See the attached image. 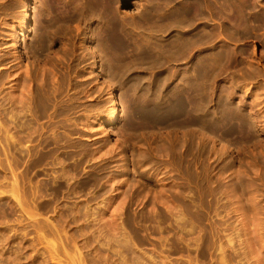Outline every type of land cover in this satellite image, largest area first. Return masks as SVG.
Instances as JSON below:
<instances>
[{"label": "rangeland", "instance_id": "374dc122", "mask_svg": "<svg viewBox=\"0 0 264 264\" xmlns=\"http://www.w3.org/2000/svg\"><path fill=\"white\" fill-rule=\"evenodd\" d=\"M35 7L36 0H25L16 10L31 14L32 27ZM256 7L264 13V0ZM33 34L0 9V52L13 51L15 42L26 52ZM230 46L260 70L243 82L259 110L264 26ZM31 60L24 55L22 70ZM67 75L77 82L89 76ZM50 77L57 86L62 74ZM41 78L0 74V264H264V117L251 139L230 136L227 152L205 134V151L176 165L126 134L110 135L101 147L109 117L102 130H87L93 94L68 80L55 100L27 111L26 96ZM119 139L128 147L112 150Z\"/></svg>", "mask_w": 264, "mask_h": 264}, {"label": "bare ground", "instance_id": "6f19581e", "mask_svg": "<svg viewBox=\"0 0 264 264\" xmlns=\"http://www.w3.org/2000/svg\"><path fill=\"white\" fill-rule=\"evenodd\" d=\"M258 1L36 0L32 27L31 14L16 12L25 0H0V9L10 11L19 28L34 31L26 52L16 42L13 51L0 52V74H42L36 92L26 96L27 111L55 100L68 80L93 94L87 130L91 124L102 130L109 117L111 133L101 147L110 135L126 134L128 142L145 139L147 153L165 152L182 165L205 151V134L227 152L230 136L251 139L264 117V106L256 108L261 102L248 101L253 87L243 83L260 70L230 46L264 26ZM24 55L32 60L22 70ZM50 74H62L59 85ZM67 74L89 76L77 82ZM161 130H168L164 138L156 135ZM126 143L111 149L123 151Z\"/></svg>", "mask_w": 264, "mask_h": 264}]
</instances>
